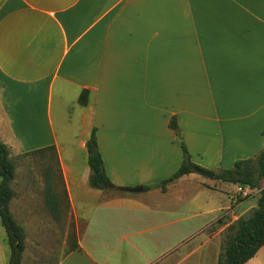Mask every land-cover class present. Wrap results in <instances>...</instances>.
<instances>
[{"label": "crops", "instance_id": "0c3cea01", "mask_svg": "<svg viewBox=\"0 0 264 264\" xmlns=\"http://www.w3.org/2000/svg\"><path fill=\"white\" fill-rule=\"evenodd\" d=\"M84 90L86 106L78 102ZM172 118L192 163L203 170H230L264 150V0L0 2V141L13 161L54 147L72 212L86 218L79 248L58 264H167L180 246L170 248V224L180 220L170 215L168 196L184 195V185H209L191 173L165 191L94 189L86 144L96 129L114 186L156 185L183 161ZM19 174L16 167L9 205L14 220L20 223L19 206L21 223H44L36 211L44 195L40 184L27 172L18 188ZM235 185L233 202L241 188ZM246 192L252 198L260 190ZM221 225L222 234L227 226ZM207 228L181 239L191 243ZM2 231L0 225V264H8ZM43 238L27 236L22 258L28 244ZM211 243L214 257L204 238L200 251L182 255L178 264L189 258L190 264H217L220 248Z\"/></svg>", "mask_w": 264, "mask_h": 264}, {"label": "rangeland", "instance_id": "374dc122", "mask_svg": "<svg viewBox=\"0 0 264 264\" xmlns=\"http://www.w3.org/2000/svg\"><path fill=\"white\" fill-rule=\"evenodd\" d=\"M1 1L2 0H0V2ZM71 108L73 109L72 105L67 109V112L71 110ZM57 111V93H54L52 116L56 131L59 133L61 127L59 126ZM27 156L29 159H24ZM14 163L16 167H19L20 171L19 181L17 183L18 188L23 186L26 181V173L30 172L31 179H33L34 183L40 184L39 187L44 194L40 209H36V211L40 212V218L44 223H21L23 219L22 207L18 206L15 208L16 217L20 222L17 224L25 228V238L27 236L30 237V239H33L34 236L44 237V242L42 243L27 245L26 242L28 251L25 259L24 257L22 258L21 264H58L62 255L73 250L77 246L78 238L81 236L86 226L85 215L82 212H78L77 215L72 212L70 201L59 175L57 160L52 151L37 155L30 153L19 154L17 159H14ZM199 180L209 185L206 187L207 189H201L196 184H188L184 185V188H186V193L184 195L179 196L170 194V196H168L170 215L173 213L174 218L180 220L177 223L170 224V248L172 245H176V243H179L180 246L176 245V247L179 246L178 249L170 253L167 264H178L179 260L183 257L182 255L192 253L194 250L195 252H199L200 245L202 246L204 238L205 250L209 257H214L212 254L214 252V245L211 241L219 246L221 253L225 230L229 226L236 224L240 219H245L250 216L257 208L259 194H255L252 198L249 197L250 199L247 198L242 203H235L237 200L236 197L233 202V196L237 189L235 184L209 179L203 176H200ZM48 181L51 183L52 188L59 196L61 202L60 216L57 219L53 217L45 201V190ZM245 189L248 190V188ZM213 201L215 202L213 203L214 206L210 205ZM208 202H210V204ZM78 206L79 205L76 206L77 209L79 208ZM204 206L205 210H202ZM199 207H201V209H199ZM221 219H223L225 223H219L218 221ZM221 224L227 226L222 234L219 233L222 226ZM207 225L208 230L206 229L196 240H193L191 243L185 242V238L193 231H201V229H204ZM2 233H4V235ZM2 233L1 235L4 237L6 233L3 231ZM183 237L185 238L181 239ZM7 254H9L8 246ZM190 259L191 258L186 259L184 262L190 264ZM249 264H264V248L258 252L254 261Z\"/></svg>", "mask_w": 264, "mask_h": 264}, {"label": "trees", "instance_id": "16d2710c", "mask_svg": "<svg viewBox=\"0 0 264 264\" xmlns=\"http://www.w3.org/2000/svg\"><path fill=\"white\" fill-rule=\"evenodd\" d=\"M89 91L81 92L78 102L82 106L88 104ZM170 128L175 132L177 139L181 143L183 161L180 168L169 178L159 184L144 186V191L159 188L166 190L169 183L177 179L195 173L196 166L191 161L190 154L179 131L176 118H172L169 123ZM88 165L90 167V186L102 191H112L110 188H120L114 186L108 179L102 156L98 148L97 130L93 129L86 144ZM47 151L54 153V147H49L34 151L30 154H43ZM60 175V173H59ZM16 176V166L10 158L8 147L0 141V225L4 228L10 246V259L8 264H21L22 255L25 250V231L22 226L14 220L9 205L14 197L11 183ZM61 178V175H60ZM214 179L223 182L240 185L242 188L250 190H260L257 208L245 219H240L236 224L229 226L224 232L222 250L217 264H247L264 247V190H261V182L264 180V150L254 159L237 161L233 169L215 173ZM248 197L237 199L236 202H243ZM46 204L55 219L60 216V198L47 182L45 190ZM235 202V203H236ZM78 245L73 249H78Z\"/></svg>", "mask_w": 264, "mask_h": 264}, {"label": "water", "instance_id": "95a60500", "mask_svg": "<svg viewBox=\"0 0 264 264\" xmlns=\"http://www.w3.org/2000/svg\"><path fill=\"white\" fill-rule=\"evenodd\" d=\"M194 171L195 173L203 177L214 179V175H215L214 172L206 171L201 168H196ZM110 190L121 192V193L138 194V193H142L144 191V188L142 186H139V187H127V188H110Z\"/></svg>", "mask_w": 264, "mask_h": 264}, {"label": "built area", "instance_id": "2783aa9c", "mask_svg": "<svg viewBox=\"0 0 264 264\" xmlns=\"http://www.w3.org/2000/svg\"><path fill=\"white\" fill-rule=\"evenodd\" d=\"M246 191H248V190H246ZM246 191H244V189L241 187L239 189V195L237 196V199H240V198L243 199V198L249 197L250 194Z\"/></svg>", "mask_w": 264, "mask_h": 264}]
</instances>
